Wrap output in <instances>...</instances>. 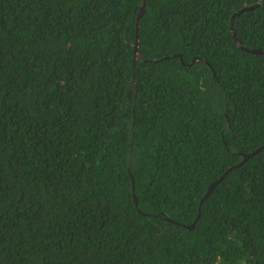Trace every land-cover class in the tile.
I'll use <instances>...</instances> for the list:
<instances>
[{
    "label": "trees",
    "instance_id": "1",
    "mask_svg": "<svg viewBox=\"0 0 264 264\" xmlns=\"http://www.w3.org/2000/svg\"><path fill=\"white\" fill-rule=\"evenodd\" d=\"M258 1L0 0V264H264Z\"/></svg>",
    "mask_w": 264,
    "mask_h": 264
},
{
    "label": "water",
    "instance_id": "2",
    "mask_svg": "<svg viewBox=\"0 0 264 264\" xmlns=\"http://www.w3.org/2000/svg\"><path fill=\"white\" fill-rule=\"evenodd\" d=\"M262 0H259L258 2L254 3V4H251V5H245L243 8H241L240 10H238L237 12L234 13V15L232 16V19H231V29H232V32H233V36L235 38V41L236 43L244 50L248 51V52H251L253 54H264V50L262 48H256V49H250L248 47H246L237 37V33H236V30H235V19L237 16L241 15L244 11H247V10H250V9H254L256 7H258L260 5ZM146 11V4L145 2L141 5V8H140V11H139V14H138V17H137V24H136V30H137V33H136V40L134 42V48H135V61L137 60V58L139 56L142 57V54H141V51H140V46H139V37H140V20L142 18V16L144 15ZM173 56H179L180 59H181V62L184 63V58L181 54H175ZM200 60H203V58H200V57H195L193 59V62L195 61H200ZM147 61H150V60H147ZM133 71L135 72V66L133 67ZM133 83H135V79H133ZM136 93H137V90H136ZM264 149V144L255 149L254 151H251L249 153H244L243 154V157L244 159L238 163L237 165H234L232 166L231 168H229L228 170H226V172L218 179H216L207 189L205 195L203 196V198L201 199L200 201V205H199V213H198V216L197 218L195 219V221L192 223V224H184L186 227L188 228H194L199 220V218L201 217V211H202V204L203 202L210 196V194L212 193L213 189L218 185V183L227 175V173L236 168V167H239L241 164H243L245 161H247L249 158L253 157L254 155H256L258 152L262 151ZM131 175V178H132V183H133V197H134V200H135V204H136V207L139 209V200H138V196L136 194V184H135V178H134V175L133 173L131 172L130 173ZM140 211V210H139ZM141 213L143 214H146L144 212L141 211ZM168 220L170 221H173L171 218H167Z\"/></svg>",
    "mask_w": 264,
    "mask_h": 264
}]
</instances>
